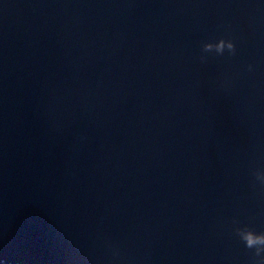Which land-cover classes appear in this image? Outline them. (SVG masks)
<instances>
[{"label":"water","instance_id":"water-1","mask_svg":"<svg viewBox=\"0 0 264 264\" xmlns=\"http://www.w3.org/2000/svg\"><path fill=\"white\" fill-rule=\"evenodd\" d=\"M257 172L264 0H0V264H254Z\"/></svg>","mask_w":264,"mask_h":264},{"label":"clouds","instance_id":"clouds-1","mask_svg":"<svg viewBox=\"0 0 264 264\" xmlns=\"http://www.w3.org/2000/svg\"><path fill=\"white\" fill-rule=\"evenodd\" d=\"M226 51L230 56L236 54V46L231 38H220L215 43L205 42L202 44V53H215L217 56H223ZM200 60L203 62L206 57L201 55ZM247 70L253 71V65L249 64ZM255 175L258 180L264 183V172H257ZM235 231L244 242L246 248L255 249L254 257L256 259L254 264H264V256L261 255V253H264V232L257 234L248 227L236 228Z\"/></svg>","mask_w":264,"mask_h":264}]
</instances>
